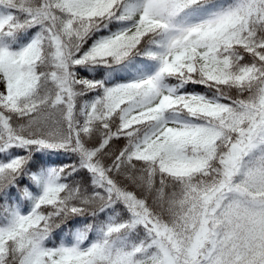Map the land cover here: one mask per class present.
<instances>
[{
    "label": "snow or ice",
    "instance_id": "6c2138e0",
    "mask_svg": "<svg viewBox=\"0 0 264 264\" xmlns=\"http://www.w3.org/2000/svg\"><path fill=\"white\" fill-rule=\"evenodd\" d=\"M0 264H264V0H0Z\"/></svg>",
    "mask_w": 264,
    "mask_h": 264
}]
</instances>
